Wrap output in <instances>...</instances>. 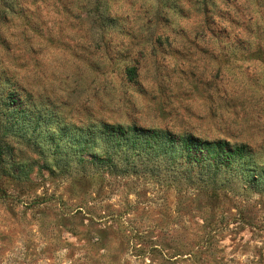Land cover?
I'll return each instance as SVG.
<instances>
[{"label": "rangeland", "instance_id": "obj_1", "mask_svg": "<svg viewBox=\"0 0 264 264\" xmlns=\"http://www.w3.org/2000/svg\"><path fill=\"white\" fill-rule=\"evenodd\" d=\"M101 123L252 170L81 163ZM0 264H264V0H0Z\"/></svg>", "mask_w": 264, "mask_h": 264}, {"label": "trees", "instance_id": "obj_2", "mask_svg": "<svg viewBox=\"0 0 264 264\" xmlns=\"http://www.w3.org/2000/svg\"><path fill=\"white\" fill-rule=\"evenodd\" d=\"M99 142L101 149L93 151ZM84 146L87 149L81 150L78 159L81 163L99 161L110 171H135L159 160L172 168L180 167L187 179L211 180L219 171L252 170L247 167L250 149L245 144L208 140L190 133L174 134L157 127L101 123L98 128L88 129Z\"/></svg>", "mask_w": 264, "mask_h": 264}]
</instances>
